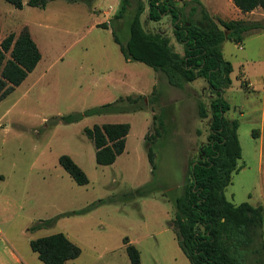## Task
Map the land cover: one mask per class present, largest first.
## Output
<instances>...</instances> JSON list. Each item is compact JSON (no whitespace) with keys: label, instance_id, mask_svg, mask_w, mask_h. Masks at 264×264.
<instances>
[{"label":"rangeland","instance_id":"374dc122","mask_svg":"<svg viewBox=\"0 0 264 264\" xmlns=\"http://www.w3.org/2000/svg\"><path fill=\"white\" fill-rule=\"evenodd\" d=\"M123 1L54 0L39 8L23 0L17 9L0 0V43L28 29L42 54L28 78L0 101V228L31 256H37L31 241L65 234L81 249L66 264H132L126 240L139 250L140 264H190L173 227L170 197L182 195L190 163L208 141L210 118L201 119L198 107L209 106L211 96L201 80L178 90L147 65L126 63L112 28L103 27ZM176 1L179 6L183 0ZM138 2L147 7L148 0H129L128 22L125 28V20L119 23L123 38ZM195 2L183 8L196 19L201 12ZM258 23L261 28L245 35L244 51L228 43L234 70L224 96L231 106L226 117L240 124L242 158L224 193L234 205L264 207V19ZM159 26L146 24L149 31ZM171 40L178 45L174 35ZM241 74L252 90L242 87ZM157 90L160 104L153 102ZM134 97L145 98L146 107L135 110ZM106 105L115 111L65 123ZM122 123L130 125L125 152L113 165H98L85 129ZM63 155L86 173L87 185L64 170Z\"/></svg>","mask_w":264,"mask_h":264},{"label":"trees","instance_id":"16d2710c","mask_svg":"<svg viewBox=\"0 0 264 264\" xmlns=\"http://www.w3.org/2000/svg\"><path fill=\"white\" fill-rule=\"evenodd\" d=\"M6 1L17 9L24 7L23 0ZM51 1L54 0H29L28 5L45 8ZM128 2L124 0L121 11L110 22L103 24L105 28H112L115 42L125 59L154 69L164 77L166 85L178 90L204 79L211 96L209 106L200 103L198 107L201 119L210 118L208 141L202 146L198 159L190 163L189 178L182 195L170 197L176 210L173 227L183 252L190 264H264V207L249 203L234 205L224 193L232 182L233 174L239 170L242 148L238 135L239 122L226 117L231 106L224 94L232 86L233 65L225 60L222 53L227 40L242 45L245 35L261 28V24L250 21L217 23L198 2H195L196 9L200 10L201 17L195 19L193 14L187 16L176 0H148L147 7L138 2L128 23V35L123 38L121 31L128 22ZM234 3L244 13L256 8L264 9V0H234ZM147 10V21L143 22L142 17ZM167 16L172 18L174 36L183 47L184 54L176 50L165 34L146 28L148 22H160ZM122 20H125L124 28L119 27ZM41 59L42 54L28 29L18 36L11 34L0 43V101L28 78ZM166 87L163 85V89ZM242 87L249 89L246 82L242 83ZM129 99L135 110L146 107L143 97ZM153 100L160 104L158 90ZM115 109L106 105L85 115L64 119L68 124L84 116L113 112ZM163 115L164 112V118ZM159 118L154 117L155 120ZM85 133L94 143L97 164L110 166L126 150L130 125H94L86 128ZM159 134L157 129L156 136L160 137ZM148 157L155 171L157 164L151 149ZM60 164L78 185L89 183L86 173L71 157L63 155ZM125 244L132 264H140L139 250L128 240ZM30 246L44 264H66L81 255V249L63 233L33 240Z\"/></svg>","mask_w":264,"mask_h":264},{"label":"crops","instance_id":"0c3cea01","mask_svg":"<svg viewBox=\"0 0 264 264\" xmlns=\"http://www.w3.org/2000/svg\"><path fill=\"white\" fill-rule=\"evenodd\" d=\"M191 1H196V0H183V1H181L179 6H184V7L186 6L187 7ZM199 1H200L199 3L201 4V6L210 14V16L217 23H219L220 21H223V22H231V21L258 22L260 19H264V9L256 8L252 12L244 13L235 5L234 0H199ZM187 9H190V7H188ZM145 14H146L145 18L147 21L148 10L146 11ZM158 23L160 26L158 28H155L153 31L154 32H161L171 39V36L174 35L171 16H167V17L163 18ZM163 25H165V27H163ZM175 40H176V38H175ZM171 42H172V40H171ZM228 43L232 44L231 41L227 40L223 44L222 53H223V57L225 58V60L231 62L229 57L231 58V56H233V55L231 54V51L230 52L227 51ZM172 44H173V42H172ZM173 45L175 46L176 50L180 54H184L183 47L181 45H179V44L177 46L175 44H173ZM235 48L238 49V51H244L245 50V48H243V44L242 45L236 44ZM227 54H229V57ZM125 61L127 64L133 63V62H130L127 60H125ZM233 70H234V68H233ZM240 76L243 78V80H245L244 83L245 82L247 83V85L249 87L248 90H252L254 87L253 84L248 82L243 77L242 74ZM198 80H201V84L206 85L205 87H207V89H208V84L204 79H198ZM198 80H196V81H198ZM196 81H194V82H196ZM263 85H264V79H263ZM225 94H226V92H225ZM225 94H224V96H225ZM260 140L262 143H264V135L263 134L260 135ZM41 263H43V262L40 261V259L38 258V255L37 256H33V255L31 256L26 251L24 253L21 251H18L16 249V247H14V245L10 242L9 238L5 235L3 230L0 228V264H41Z\"/></svg>","mask_w":264,"mask_h":264}]
</instances>
